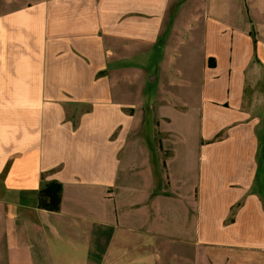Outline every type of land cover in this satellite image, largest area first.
Returning a JSON list of instances; mask_svg holds the SVG:
<instances>
[{"label":"crops","instance_id":"obj_1","mask_svg":"<svg viewBox=\"0 0 264 264\" xmlns=\"http://www.w3.org/2000/svg\"><path fill=\"white\" fill-rule=\"evenodd\" d=\"M0 12V264H264V0Z\"/></svg>","mask_w":264,"mask_h":264},{"label":"trees","instance_id":"obj_2","mask_svg":"<svg viewBox=\"0 0 264 264\" xmlns=\"http://www.w3.org/2000/svg\"><path fill=\"white\" fill-rule=\"evenodd\" d=\"M61 200V187L57 184L41 189L37 195L38 207L49 211H59Z\"/></svg>","mask_w":264,"mask_h":264},{"label":"rangeland","instance_id":"obj_3","mask_svg":"<svg viewBox=\"0 0 264 264\" xmlns=\"http://www.w3.org/2000/svg\"><path fill=\"white\" fill-rule=\"evenodd\" d=\"M0 15H2V13L0 12ZM155 55L157 56V57H160V53H155ZM139 63H147V62H145V61H142V62H139ZM6 68L5 67H0V73H2V71L1 70H5ZM9 89V85H7V87H6V89L4 90V91H1L0 92V95H2V96H6L5 95V92H6V90H8Z\"/></svg>","mask_w":264,"mask_h":264}]
</instances>
